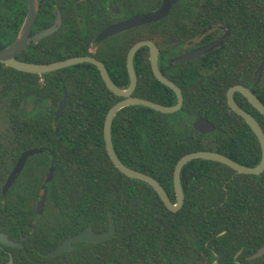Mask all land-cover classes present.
I'll list each match as a JSON object with an SVG mask.
<instances>
[{
  "label": "trees",
  "instance_id": "obj_1",
  "mask_svg": "<svg viewBox=\"0 0 264 264\" xmlns=\"http://www.w3.org/2000/svg\"><path fill=\"white\" fill-rule=\"evenodd\" d=\"M16 1L0 0V50L13 42L23 19L24 13L17 15L14 10ZM172 18H194L198 30L223 26L232 36L245 33L259 37L264 61V0H179L162 22ZM162 22L150 24V32ZM176 23L180 27L187 24ZM127 49L118 47L121 60L113 83L120 89L128 85L124 65ZM18 59L40 63L34 60L30 48ZM137 76L133 96L172 106V92L154 78L149 67ZM186 78L187 82L192 80L189 74ZM225 80L218 69L203 90L207 101H195V95L188 91L177 113L160 114L130 106L117 112L112 120L111 140L119 161L156 180L172 203L173 170L188 153L211 150L247 166L259 162L256 142L251 152L246 147L236 158L223 148L224 113L220 104L209 101L211 93L206 95V91L220 97L226 87L239 82L229 80L226 84ZM262 84L260 100L264 105ZM62 88L67 93L66 106L55 121ZM121 99L106 88L88 64L42 75L0 64V112L6 117L5 132L0 136V232L18 241L29 233V227L35 230L23 247H2L0 264L7 263L8 253L13 264H264V254L248 258L264 247V175L259 186L243 180L228 181L227 166L191 161L180 173L183 205L177 212H170L148 185L121 174L107 155L104 120ZM202 112L215 124V133L199 135L184 120V115L191 119ZM260 118L264 132V118ZM28 148H49L54 164L44 211L35 223V205L42 194L40 183L13 184L2 195L18 156ZM29 160L43 163V177L49 158L42 154ZM195 170L199 171L196 177ZM47 210L55 213L48 218L44 216ZM108 212L115 221L110 239L98 244L76 243L71 252L57 257L40 255L87 227L96 233L106 232Z\"/></svg>",
  "mask_w": 264,
  "mask_h": 264
},
{
  "label": "flooded vegetation",
  "instance_id": "obj_2",
  "mask_svg": "<svg viewBox=\"0 0 264 264\" xmlns=\"http://www.w3.org/2000/svg\"><path fill=\"white\" fill-rule=\"evenodd\" d=\"M178 1L179 0H177V2ZM162 2H163L162 0H155L154 2H152V0H37V13L33 25L31 27L29 36L33 37L48 29H52V32L47 36L43 37L42 39H40L39 41H32L31 44L25 48V50L27 48H30L34 56V60L40 62V63H31V64H50L76 57H83V56L92 57L103 65L109 79L113 83V79L118 78L116 70L118 68V63L121 60V57L118 56V47L128 46L124 59V65L127 72V65H126L127 54L131 49V47H133L138 42L150 41L154 44V46L157 49V68L159 72L167 80L173 82L174 85L179 88L182 96V106L184 104L185 95L187 94L188 91L192 92L193 95H195L194 96L195 101H199V102L207 101L205 100L207 99V97L204 96L205 93H203V90L205 89V87L209 86L210 80L215 75V72L216 71L218 72V69H220L225 74L226 84L229 83V80H232L233 82L239 81L238 83H234L226 87L223 90L224 91L223 95H221L220 97L212 95L211 90L206 91V95L211 93V96H209L208 98L209 101L210 102L214 101L216 102V104H220L222 113H224L225 122H224V129L222 131V135L224 137L223 148L233 158H236L238 155H241L242 150L245 149L246 147L251 152L252 148H255L254 146L255 142L257 143L260 151V146L255 135L249 129L245 121L229 107L228 97H227V92L231 87L242 86L247 88L262 104L260 98L262 95L261 94V87L263 85L262 83H264V69L259 73V75L258 72L261 66L263 65L264 61H262L261 59L262 50L260 47L259 37L253 38L251 34H245V33L232 36L229 29L223 26L207 27L205 29L198 30L197 21L194 18L193 19L172 18L169 19L168 23H163L162 21L168 18L171 10L176 5L177 3L176 2L170 9L167 17L155 23H151V24H158L159 22H162L161 25H158L153 28L155 32L154 31L150 32L151 30L149 27L150 24H145L142 26L128 29L120 33L109 35L106 38H102V37L99 38V35L105 29L113 25H116L134 16H141L146 13L154 12L158 10L161 7ZM8 4H11L13 6V2H8ZM14 8L17 15H21L22 12L24 13L22 19L23 22L27 11V1L17 0L16 3L14 4ZM180 21H185L187 24L184 27H180L176 23ZM141 28L142 29L145 28V30L142 33L139 32V29ZM158 29H160V31L156 33ZM178 29H180L181 31H176ZM168 30H172V31H168ZM120 35L125 36V38L124 39L119 38L121 37ZM215 43L217 44L216 46H213L210 49L205 50L206 47L212 46ZM202 50L204 51L200 53L199 56L195 58L190 57ZM24 51H22L21 53H23ZM20 54H18L15 57V59L18 61H21L18 59V56ZM149 57H150V52L147 47H142L138 49L133 56L132 65L136 76L135 89L137 87V81H138L137 74L140 75L141 73L145 72L148 69V67L152 72ZM83 64H87V63H83ZM83 64H77L70 67L83 65ZM91 66L94 67L93 65ZM95 70L98 72L100 76V72L97 70V68H95ZM188 74H189V79L192 78L190 82L186 81L188 79L186 78ZM128 85H129V77H128ZM128 85L126 86V88L128 87ZM165 88L168 89L167 87ZM63 89L64 88H62V93H63ZM134 91L131 95L132 97H135L133 96ZM162 93L165 95L164 91ZM172 94L174 97V101L172 105H175L177 99L173 92ZM66 101H67V93H66ZM168 101H171V99H169ZM232 101L243 112L251 116L260 126V121H261L260 116L262 115L249 104L247 99L242 94L238 92H234L232 94ZM55 116H56V111H55ZM197 119H201L207 122L208 124H210L212 126V130L204 134L197 132L193 128V123ZM184 120H186L189 123L190 127L193 129L195 133L202 136L211 135L215 133L217 130L215 124L213 123V121L210 120L209 115L205 112L195 115L191 119L190 117L184 115ZM245 125L248 127L247 129L244 127ZM38 149H40L42 153L29 156L26 159L22 170L17 175L13 183L18 185L32 184V183L41 184L42 194L37 200L35 205V210H34L35 217L34 220L32 221L33 223L39 220V218L41 217L44 211L46 198L40 214H37L36 207L41 197L44 195L45 189L47 195L48 184L45 185V179L49 167L51 165V162H53V159L49 148H45V149L28 148L21 152V154H23L26 151L38 150ZM205 151L215 152L211 150H205ZM42 154H45L50 161L49 167L47 168V171L45 172L43 177L41 176L43 172L42 169L44 167L43 163L39 164L37 161L29 160L33 156H38ZM224 156L229 158L226 155ZM260 157H261V151H260ZM230 160L247 168H253L257 166L259 163L258 162L252 166L250 165L247 166L234 159H230ZM37 163L38 165H36ZM229 169L230 170H227L225 173L226 176L228 177L227 178L228 181L235 180V182H237L243 180L248 183L253 182L255 186H259L263 181L264 170L258 174L252 175V174H240L231 168ZM198 174L199 171L195 170L194 176L196 177ZM44 185L45 188L43 189ZM180 185H181V181H180ZM93 233L100 234L94 231ZM34 234H35L34 228L29 227V233L21 236L18 241H20V239L25 236H27L26 239L27 241L30 235H34ZM66 238H64L62 241H64ZM25 242L23 243V245L25 244ZM61 242H59L57 246ZM74 244H72V249ZM57 246H55V248ZM0 247L2 248L6 246L0 244ZM47 253H41L40 255L43 257V255Z\"/></svg>",
  "mask_w": 264,
  "mask_h": 264
},
{
  "label": "water",
  "instance_id": "obj_3",
  "mask_svg": "<svg viewBox=\"0 0 264 264\" xmlns=\"http://www.w3.org/2000/svg\"><path fill=\"white\" fill-rule=\"evenodd\" d=\"M26 1H27V11H26L25 18L18 30V33L14 41L9 46L0 50V64L6 67H9L13 70H16L18 72H23L27 74H37V75L54 72V71H57L63 68H67L73 65L83 64V63L93 65L95 68H97V70L100 72V76L106 88L114 95L122 98L120 101H118L108 110L105 120H104L103 137H104L105 149H106L107 155L111 163L121 174H123L127 178H130V179H133V180H136V181H139V182H142L148 185L158 195L163 205L170 212H177L178 210L181 209L183 205L184 196H183L182 188L180 185V172H181V169L187 163L191 161L205 160V161L217 162V163L228 166L229 168L235 170L237 173H240V174L254 175L264 170V133L261 127L258 125V123L251 116L243 112L240 108H238L233 103L232 94L234 92H238L242 94L247 99L249 104L256 111H258L263 117H264V105L261 104L260 101L247 88L242 87V86L231 87L227 92L229 107L245 121L249 129L255 135L259 143L260 151H261V157H260V161L258 165L253 168H247V167L239 165L238 163L230 160L224 155L215 153V152L198 151V152L188 153L182 156L177 161L174 167V170H173V187H174V193H175L176 198H175V202L172 203L169 200L163 188L160 186V184L156 180H154L153 178H151L150 176L144 173H141V172H138L131 168L126 167L119 161L118 157L115 154V151L112 145V140H111L112 120L114 116L116 115V113L119 112L123 108L130 107V106H142L152 111L158 112L160 114H173L179 111L182 106V96H181L179 88L176 87L173 82L167 80L159 72L157 68V49L154 46V44L150 41H142V42L136 43L129 50L127 54V61H126L127 73L129 77V85L126 89H120L116 87L109 79L107 72L105 71V68L103 67V65L92 57H88V56L76 57V58H71V59H67V60L55 62V63H50V64H31V63L18 61L15 59V57L18 54H20L22 51H24L25 48L31 44L32 41H39L40 39H42L43 37L47 36L48 34L52 32V29H48L33 37L29 36L31 27L33 25V22L36 17V13H37V0H26ZM162 1H163L162 5L158 10L154 12L146 13L141 16H134L116 25H113L105 29L99 35V38L100 37L106 38L109 35L120 33L128 29L142 26L145 24L155 23L161 19H164L165 17H167L170 9L177 2V0H162ZM216 45L217 44L215 43L212 46H208L205 48V50L210 49L211 47L216 46ZM142 47H147L149 49V52H150L149 60L151 64L152 73L155 79L160 84L167 87L169 90H171L175 94L176 99H177V102L175 105L163 106L160 104L153 103L149 100L131 96L135 89V85H136V76H135L133 65H132L133 56L136 53V51ZM203 51L204 50L190 57L195 58L199 56V54L202 53ZM263 69H264V63L259 69L258 75ZM65 103H66V91L63 89L62 98L56 110L55 121L59 119L65 107ZM193 128L197 132L202 133V134L207 133L212 130V126L201 119H197L193 123ZM56 136L57 137L59 136L57 132H56ZM41 153L42 151L40 149L29 150L19 156L13 169L11 170L9 176L7 177L6 182L4 183L2 187L3 195H6L10 187L13 185L17 175L22 170L26 159L29 156H32L35 154H41ZM53 173H54V164L53 162H51L48 173L46 175L45 185L51 183L53 179ZM45 185L43 186V189L45 188ZM45 198H46V189H45L44 195L41 197L40 201L37 204V207H36L37 214L41 213ZM108 221H109V226L106 232L95 234L93 233L92 229L88 227L85 230L81 231L80 233L66 238L55 249H53L47 254H44L43 257L52 258V257L60 256L64 252H70L72 250V244L74 243L86 242V243L98 244V243H102L110 239L115 232V221L113 219L111 212H108ZM26 239H27V236L21 238L20 241L15 242V241L9 240L5 234L0 232V244L6 247L21 248L23 246V243L26 241ZM0 249L2 248L0 247ZM263 254H264V247L260 248L255 254L251 255L249 259L259 258ZM6 264H13V258L9 253H8V261ZM213 264H215V262Z\"/></svg>",
  "mask_w": 264,
  "mask_h": 264
},
{
  "label": "rangeland",
  "instance_id": "obj_4",
  "mask_svg": "<svg viewBox=\"0 0 264 264\" xmlns=\"http://www.w3.org/2000/svg\"><path fill=\"white\" fill-rule=\"evenodd\" d=\"M145 28L139 29V32L142 33L145 30ZM122 35H124V34H122ZM119 38H123L124 39L125 36H121ZM5 119H6V117H5L4 113L3 112H0V136H2V134L4 135V132H5V127H6ZM52 212L55 213V211H53V210H52ZM52 212H51V210H47L44 213V216H47L49 218V217H51Z\"/></svg>",
  "mask_w": 264,
  "mask_h": 264
}]
</instances>
